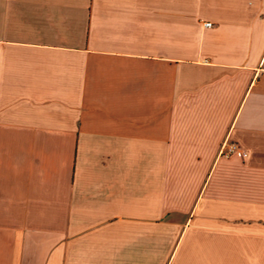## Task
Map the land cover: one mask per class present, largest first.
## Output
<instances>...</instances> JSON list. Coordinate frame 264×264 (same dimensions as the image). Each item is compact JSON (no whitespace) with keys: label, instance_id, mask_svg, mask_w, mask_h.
Instances as JSON below:
<instances>
[{"label":"crops","instance_id":"0c3cea01","mask_svg":"<svg viewBox=\"0 0 264 264\" xmlns=\"http://www.w3.org/2000/svg\"><path fill=\"white\" fill-rule=\"evenodd\" d=\"M0 264H264V0H0Z\"/></svg>","mask_w":264,"mask_h":264},{"label":"built area","instance_id":"2783aa9c","mask_svg":"<svg viewBox=\"0 0 264 264\" xmlns=\"http://www.w3.org/2000/svg\"><path fill=\"white\" fill-rule=\"evenodd\" d=\"M204 26H210L211 22L206 21L203 23ZM239 150V147L237 146V144L233 143V142H223V144L221 145L220 149H219V154L223 155V156H229L232 152Z\"/></svg>","mask_w":264,"mask_h":264}]
</instances>
